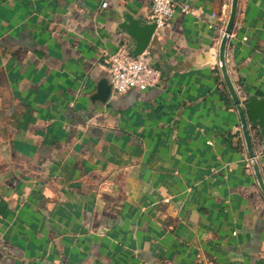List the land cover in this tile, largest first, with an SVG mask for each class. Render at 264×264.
<instances>
[{
    "label": "crops",
    "instance_id": "crops-1",
    "mask_svg": "<svg viewBox=\"0 0 264 264\" xmlns=\"http://www.w3.org/2000/svg\"><path fill=\"white\" fill-rule=\"evenodd\" d=\"M174 1L147 49L160 84L100 102L130 50L122 13L152 21L151 1L0 0V264H264V194L219 64L232 0ZM263 57L264 0H239L241 98H264Z\"/></svg>",
    "mask_w": 264,
    "mask_h": 264
},
{
    "label": "water",
    "instance_id": "water-1",
    "mask_svg": "<svg viewBox=\"0 0 264 264\" xmlns=\"http://www.w3.org/2000/svg\"><path fill=\"white\" fill-rule=\"evenodd\" d=\"M238 2L239 0H232L229 19L219 48V64L224 83L240 120L242 135L254 175L262 193L264 194V180L258 165L256 149L252 137V131H255L260 139L261 149L264 151V98L250 94H246L241 98L230 78L226 65V48L229 35L235 23ZM119 27L130 38V54L133 57H137L148 49L156 31L157 21H147L134 16L128 11H124L122 13V21L120 22ZM111 93L112 86L108 80L104 79L99 83L98 92L92 100L106 102L111 96ZM93 264L104 263L100 260H95Z\"/></svg>",
    "mask_w": 264,
    "mask_h": 264
},
{
    "label": "built area",
    "instance_id": "built-area-1",
    "mask_svg": "<svg viewBox=\"0 0 264 264\" xmlns=\"http://www.w3.org/2000/svg\"><path fill=\"white\" fill-rule=\"evenodd\" d=\"M150 1L152 20L157 21L155 32L164 30L172 20L177 5L174 0ZM109 69L110 84L116 93H124L131 89L147 91L157 87L161 82V73L153 66L152 55L148 50L133 57L128 50L121 48L110 57Z\"/></svg>",
    "mask_w": 264,
    "mask_h": 264
}]
</instances>
